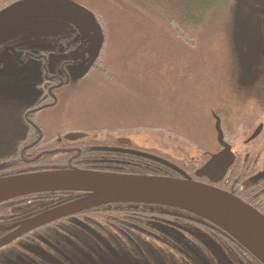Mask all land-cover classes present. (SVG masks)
Listing matches in <instances>:
<instances>
[{"label": "flooded vegetation", "instance_id": "af4514ba", "mask_svg": "<svg viewBox=\"0 0 264 264\" xmlns=\"http://www.w3.org/2000/svg\"><path fill=\"white\" fill-rule=\"evenodd\" d=\"M19 1L0 0V12ZM59 27L62 31L33 30L0 42V139L9 142L0 153V177L83 170L190 180L232 195L264 216V38H247L250 73L228 37V52L212 57L216 64L223 61L220 67L196 66L188 90L166 85L139 94L129 89L130 96L145 99L144 116L122 118L114 110L88 117L93 98L100 103L105 93L116 95L121 78L105 68L111 62L101 26L102 38L87 25ZM186 75L178 74L180 80ZM201 77L206 85H199ZM217 80L221 86L213 83ZM18 81L26 91L15 93L19 85H7ZM102 85L106 90H99ZM179 119L185 125L174 126ZM154 120L158 125L152 126ZM137 121L141 128L161 131L163 147L137 145L132 138ZM89 194L44 191L1 203L0 242L16 236L26 222ZM138 241L162 257L143 260L145 255L134 249ZM117 257L145 264H263L227 232L193 213L137 202L82 209L0 247V264H104L101 259L111 263Z\"/></svg>", "mask_w": 264, "mask_h": 264}, {"label": "water", "instance_id": "95a60500", "mask_svg": "<svg viewBox=\"0 0 264 264\" xmlns=\"http://www.w3.org/2000/svg\"><path fill=\"white\" fill-rule=\"evenodd\" d=\"M240 0H236V5ZM247 13L235 26L233 42L246 73H250L247 38L264 21V5L246 6ZM87 25L103 34L95 16L72 0H21L0 12V42L33 30H53L64 24ZM23 34V35H24ZM78 135H70L75 139ZM210 166V165H209ZM209 166L207 168H209ZM75 190L90 194L77 202L50 211L26 222L16 236L0 242V247L21 233L33 230L59 217L104 203L137 202L174 207L193 213L224 230L264 264V216L241 200L190 180L101 173L83 170H52L0 177V204L37 192ZM124 260V261H123ZM117 257L104 264H145ZM92 264H96L92 262Z\"/></svg>", "mask_w": 264, "mask_h": 264}, {"label": "rangeland", "instance_id": "374dc122", "mask_svg": "<svg viewBox=\"0 0 264 264\" xmlns=\"http://www.w3.org/2000/svg\"><path fill=\"white\" fill-rule=\"evenodd\" d=\"M252 4H262L264 5V0H240V4L236 5V0H234L233 7L232 5L228 6V9H224V15L220 16L216 21V27L214 28L211 41L201 40L200 46L197 49L195 55L189 60H185L179 55L183 54L184 47L175 40H172L169 37L164 36L160 41L154 39L151 34H145L144 32L132 33L127 38L117 39L115 44L110 46V59L113 64L112 69L116 71L121 78V87L119 86L116 95L112 96L110 93H105L101 102L97 101V98L94 97L95 105L88 106V117L92 116H107L116 110L117 115L122 118L125 116H135L141 117L146 114V109L142 107L145 105V99L142 97H134L128 94V90L132 89L135 93L141 94L144 89L150 88L151 91H158L164 89L166 85H172L174 89H184L188 90L193 81L191 79L195 78V73H192L195 68H219L222 64V60L215 63L212 59L214 53H216L217 58L222 57L223 54L228 52L227 38L234 36L235 26L239 24L240 19H242L246 13V6L252 7ZM219 22V23H218ZM232 27L228 29L227 27ZM264 25L261 22L257 23L254 27V37L264 38ZM218 27V30H217ZM57 30L62 28L58 26ZM131 31V30H130ZM130 33V32H129ZM137 34V35H136ZM120 42V43H119ZM257 58L256 55H254ZM179 58H182V64H180ZM197 66V67H196ZM183 70V73L188 74L180 80L178 74ZM222 73V72H221ZM194 74V75H193ZM215 79V78H214ZM199 85H206L204 82L205 77H201ZM204 82V83H203ZM213 82L216 86H221V84ZM182 83V85H180ZM7 85L11 87L18 86V90L12 92H20L23 90L26 91L27 88L21 83L18 82H9ZM180 85V86H179ZM106 90L105 86L102 85L99 90ZM107 89H110L107 87ZM116 89V88H115ZM146 91V90H145ZM97 93V92H96ZM88 96H93L89 95ZM119 96V99L115 100ZM113 98V99H112ZM112 99V100H111ZM108 103V101H110ZM76 106H73L72 112L75 113L77 109ZM187 110V108H186ZM138 122V121H137ZM154 125H158L159 120H154ZM175 124L177 126L185 125V122L182 123V120L179 119ZM139 122L137 123V130L132 136L137 145L142 147H154L159 145L163 147L164 137L160 133L161 131H156L153 129H145L139 126H142ZM169 125V124H168ZM200 124H196L195 127H198ZM9 142L5 143L0 139V153H3L4 149H8ZM146 245L151 247L150 244L142 243L141 241L136 242L135 251L142 253L147 258L143 260H149L151 258L153 261H157L162 256H159L157 249L153 248L151 251L146 250ZM106 249V247H105ZM75 250V249H74ZM104 250V249H103ZM137 253V252H136ZM15 260L17 258H14ZM88 264H92L89 260Z\"/></svg>", "mask_w": 264, "mask_h": 264}, {"label": "trees", "instance_id": "16d2710c", "mask_svg": "<svg viewBox=\"0 0 264 264\" xmlns=\"http://www.w3.org/2000/svg\"><path fill=\"white\" fill-rule=\"evenodd\" d=\"M75 1L82 3L95 16L108 40V52L117 39L141 31L151 34L157 41L164 36L177 41L184 47L182 55L185 60L196 54L201 40H212L210 35L216 27V20L224 15V9L234 4V0ZM106 67L112 68V62ZM14 168L17 166L11 167L12 172H15Z\"/></svg>", "mask_w": 264, "mask_h": 264}]
</instances>
